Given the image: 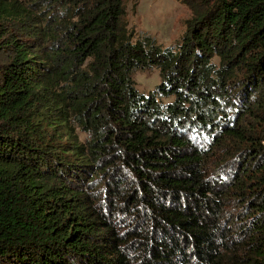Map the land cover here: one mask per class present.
I'll return each instance as SVG.
<instances>
[{
  "label": "trees",
  "instance_id": "trees-1",
  "mask_svg": "<svg viewBox=\"0 0 264 264\" xmlns=\"http://www.w3.org/2000/svg\"><path fill=\"white\" fill-rule=\"evenodd\" d=\"M125 2L0 0V264H264V0Z\"/></svg>",
  "mask_w": 264,
  "mask_h": 264
},
{
  "label": "rangeland",
  "instance_id": "rangeland-1",
  "mask_svg": "<svg viewBox=\"0 0 264 264\" xmlns=\"http://www.w3.org/2000/svg\"><path fill=\"white\" fill-rule=\"evenodd\" d=\"M194 1L126 0L128 26L133 28L136 35L150 36L157 45L168 48L177 43L188 28L194 14ZM133 79L137 90L144 94L153 91L160 82L155 68L137 71Z\"/></svg>",
  "mask_w": 264,
  "mask_h": 264
}]
</instances>
